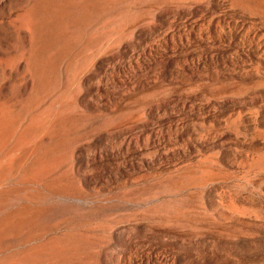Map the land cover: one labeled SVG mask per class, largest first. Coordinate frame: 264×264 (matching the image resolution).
Returning <instances> with one entry per match:
<instances>
[{"label":"rangeland","instance_id":"1","mask_svg":"<svg viewBox=\"0 0 264 264\" xmlns=\"http://www.w3.org/2000/svg\"><path fill=\"white\" fill-rule=\"evenodd\" d=\"M218 257L264 264V0H0V264Z\"/></svg>","mask_w":264,"mask_h":264},{"label":"bare ground","instance_id":"2","mask_svg":"<svg viewBox=\"0 0 264 264\" xmlns=\"http://www.w3.org/2000/svg\"><path fill=\"white\" fill-rule=\"evenodd\" d=\"M187 264H233V263L229 259L218 257L215 259L213 258L212 259H209V258L208 259L207 258L190 259Z\"/></svg>","mask_w":264,"mask_h":264}]
</instances>
